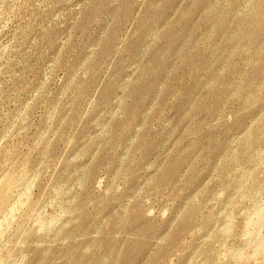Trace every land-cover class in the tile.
<instances>
[{"label":"rangeland","instance_id":"obj_1","mask_svg":"<svg viewBox=\"0 0 264 264\" xmlns=\"http://www.w3.org/2000/svg\"><path fill=\"white\" fill-rule=\"evenodd\" d=\"M263 209L264 0H0V264H264Z\"/></svg>","mask_w":264,"mask_h":264},{"label":"bare ground","instance_id":"obj_2","mask_svg":"<svg viewBox=\"0 0 264 264\" xmlns=\"http://www.w3.org/2000/svg\"><path fill=\"white\" fill-rule=\"evenodd\" d=\"M12 180V179H11ZM10 184L12 185L13 184V180L10 182ZM29 186V185H28ZM32 186V185H31ZM30 188V187H29ZM33 189V188H32ZM24 190V189H23ZM28 190V189H27ZM2 191V190H1ZM32 191V190H31ZM10 192V191H9ZM23 192V193H22ZM20 194H22L21 195V197L19 196V195H17V196H19L20 198H18V200H16L14 203H17V206H19V207H21L22 205H26V202H27V200H28V196L30 195L31 196V194H28V192H26V191H22ZM1 194H2V192H1ZM4 194H5V192H4ZM3 194V195H4ZM28 197V198H27ZM30 200V199H29ZM29 203V202H28ZM13 206H16V205H13ZM12 207V206H11ZM16 208H18V207H16ZM23 209H24V206L22 207ZM12 209V208H11ZM16 210V209H15ZM14 211V210H13ZM10 212H12V211H9L8 213H10ZM19 212H20V210H19ZM18 212V213H19ZM8 213H7V215H8ZM17 213V210H16V215L18 214ZM12 214V213H11ZM14 214H15V212H14ZM10 216V215H9ZM4 217V216H3ZM6 217H8V216H6ZM13 217V216H12ZM5 218V217H4ZM1 220V219H0ZM11 220V221H10ZM9 221H10V223L11 222H14V221H12L13 220V218L12 219H10ZM8 221V219L6 220V219H3V221H0V238L2 237V236H7L6 234H8L7 232H8V227L9 226H7V224H5L6 222ZM12 224V223H11ZM8 225H10L9 224V222H8ZM11 227V226H10ZM13 227V226H12ZM264 229V209L262 210V211H260V212H258V213H255V212H252L251 214H250V216L248 217V219H247V221H246V236H251V234H256V237H257V240H258V245H257V248L255 249V250H253V255H251V258L253 257V260L252 261H256L257 259H258V257H259V250L261 249V248H263L264 249V233L262 234V230ZM257 230V231H256ZM11 231H12V228H11ZM264 231V230H263ZM3 237V238H4ZM2 238V239H3ZM2 239H0V240H2ZM4 239H6V237L4 238ZM1 243H2V241H0ZM1 245V244H0ZM252 254V253H251ZM258 261V260H257Z\"/></svg>","mask_w":264,"mask_h":264}]
</instances>
